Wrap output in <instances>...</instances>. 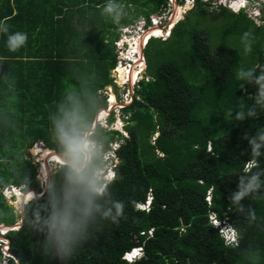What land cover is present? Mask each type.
Instances as JSON below:
<instances>
[{
    "label": "trees",
    "instance_id": "obj_1",
    "mask_svg": "<svg viewBox=\"0 0 264 264\" xmlns=\"http://www.w3.org/2000/svg\"><path fill=\"white\" fill-rule=\"evenodd\" d=\"M105 2L0 0V20H6L9 32L22 31L28 37L12 52L5 46L6 35L0 33V225L14 226L23 220L21 228L6 237L14 256L11 263L58 264L42 256L37 243L41 237L27 224L50 191L61 188L65 167L52 175L48 192L27 204L24 214L16 215L2 187L33 188L37 167L26 151L43 141L63 153L49 120L63 91L75 87L86 109L94 99L102 100L106 108L101 92L113 83L121 26L140 17L149 22L169 4V0H118L124 10L137 12L125 14L116 24L101 14ZM211 6L197 0L168 40L153 38L146 46L149 79L136 87L134 102L124 111L131 116L130 139L118 151L117 178L109 183L112 199L125 205L123 215L118 223L98 221L69 264H127L124 253L139 246L146 256L138 264H264V196L245 198L244 213L230 210L228 199L250 159L245 134L254 136L264 125V112L256 119H234L240 105L246 110L254 104L250 97L255 87L241 89L236 73L244 66H264V6L260 26L245 11L220 7L218 15L229 24L218 42L199 21L190 22L192 16H214L208 10ZM185 22L180 36H186L188 44L182 51L177 37ZM246 31L251 33L250 53H244L241 43ZM119 135L98 127L92 136L106 151ZM259 159L264 169V156ZM94 164L102 168L101 161ZM260 179L264 181V175ZM149 195L154 199L152 208L137 210ZM249 207L255 210V221L245 218ZM212 215L228 219L238 231V247L225 245L210 222Z\"/></svg>",
    "mask_w": 264,
    "mask_h": 264
},
{
    "label": "clouds",
    "instance_id": "obj_2",
    "mask_svg": "<svg viewBox=\"0 0 264 264\" xmlns=\"http://www.w3.org/2000/svg\"><path fill=\"white\" fill-rule=\"evenodd\" d=\"M201 1L204 2V0ZM207 2L211 1L207 0ZM251 3L252 0H237L235 3L227 6L230 7L227 9L235 13L241 11L246 12ZM234 4H238V7L234 8L232 6ZM101 14L111 18L114 23L119 24L122 17L125 15L124 5L118 2V0H106ZM146 20L148 22V19ZM179 22L177 21L174 28ZM150 24L149 21L146 30L154 27L153 24ZM163 26L164 24L158 28H154L153 31L155 29L162 30ZM170 26L172 27L171 23L167 27L166 34L170 33L171 37L174 28H170ZM0 33L6 35L5 46L12 52L22 48L26 44L28 38L27 34L22 31L10 33L6 20H0ZM250 37L251 33L247 31L241 36V43L243 44L245 53H250L252 51V39ZM149 41L143 44V41L139 40L138 50L141 54L143 53L142 49H144L145 54V49ZM116 67L117 64L111 72L113 83L108 85L101 92L106 98V108H104V102L102 100L94 99L90 102L89 108L86 109L84 99L76 91L75 87H71L63 91L61 98L55 104L57 111L55 114L49 116L52 134L63 152L58 153L53 150L56 155L64 157L65 165L60 167V169L65 167L63 174L64 179L61 188L59 190L53 188L49 193V198L46 203L34 210L33 218L28 221L27 227L41 237L38 244L42 256L49 258L53 262H58V264H69V261L81 244L88 239L91 230L98 221L108 220L112 223H118L119 218L122 217L124 212V203L120 200L112 199L109 183L117 178V169L121 163L118 151L130 139V136L127 135V133H129L127 127L131 123V116L127 112H119L122 113L121 117L118 119L120 120V124L123 125V131L110 128L114 122L118 121V119H116V110L119 109L120 111L121 109L117 108L120 104L117 102V95L112 91L113 88L117 87L123 89L124 92L122 96L124 100L126 92L128 90L130 91L131 98L128 102L125 101L129 106L122 109L125 110L133 104L136 88L134 90L131 88L126 89L130 83L124 88L116 83L113 75V71ZM257 67H259V70H257ZM146 71L147 68L144 74L145 78L147 77ZM236 79L242 81L240 85L241 89H243L245 85H252L255 87L256 91L254 96L250 97V99L254 101V104L248 106L246 110L244 109V105H240V110L235 112L234 119L243 122L245 119L258 118L261 112H264V66L240 68L236 73ZM130 80L132 83L139 85L140 82L145 79L138 82L136 73L131 72ZM111 94L115 96L113 108H111ZM106 110H108V112H104ZM101 114L105 115L104 118L100 119ZM106 114H108V116ZM229 114L231 115V113ZM101 124H103L104 127L101 126ZM91 125L93 126L92 129H94V132L100 127L107 131L119 133V138L112 142L105 151L103 144L93 138L92 135L94 132L91 133ZM244 139L248 140L250 159L246 162L244 171L239 177L236 190L231 192L228 197L229 204L232 206L230 210L235 208L239 213H244V205L241 202L245 200V198H255L257 195L264 196V181L260 179V176L264 175V169L260 168L259 159L264 156V151H262V149H264V125L257 127L254 136L249 137L248 134H245ZM119 142H121V144L118 146ZM108 155H110L109 160L112 162L110 166H107L108 161L103 162ZM96 160L101 161V169L94 164ZM51 163L53 162H50V164ZM35 166L38 172V166L36 164ZM253 169L257 170L252 171ZM58 171L54 172L51 170V174L52 172L55 174ZM45 176L46 183L47 180H49L48 185L50 187L51 177L46 174ZM8 189H10V191H8ZM30 191H34V189L26 191L25 186L15 187L12 185L2 187V193L8 202H15L16 198H21L23 200V196L30 193ZM35 194H37L39 198L34 200H38L45 195L39 191H35ZM31 202L24 203L22 208L24 209L26 204ZM153 202V197L149 195L145 202H139L136 205V209L140 211H149L153 206ZM245 218L250 221H255V210L249 207ZM215 221L219 222V226L215 224H213V226L219 229L225 241V245L232 248L238 247L240 245V236L233 225L229 223L228 219L225 221L216 219ZM22 225L23 220L21 221L20 228ZM15 226L19 227L17 224L14 226H0L10 228L5 231L0 230V249L2 251V262L0 264H4L6 261L10 262L14 259V256L10 252V241L6 237L10 231L20 229ZM145 256L146 251L144 247L139 246L124 253L122 259L127 264H138ZM10 264H18V261L15 260L14 263L10 262Z\"/></svg>",
    "mask_w": 264,
    "mask_h": 264
},
{
    "label": "rangeland",
    "instance_id": "obj_3",
    "mask_svg": "<svg viewBox=\"0 0 264 264\" xmlns=\"http://www.w3.org/2000/svg\"><path fill=\"white\" fill-rule=\"evenodd\" d=\"M208 1H211L210 3H211V7L210 8H208V10H209V12H214V13H216L214 16H198L196 19H194L193 18V16H192V20L190 21L191 22V25L192 24H195L197 21H199L202 25H201V27H203V28H208L210 31H211V33H212V37H213V41L214 42H218L219 40H220V38H221V36L219 35L220 33H222L223 31H224V29L228 26V24H229V22L228 21H225V19H224V17L223 16H219L218 15V11H220V7L219 6H221L220 4H227L226 5V8H230V7H227L228 5H231V4H233V3H235L237 0H208ZM261 2H263L264 0H260ZM172 2H173V5H171L170 6V8H171V10L169 11V9H167L166 8V10H163V9H161L158 13H156V14H153V15H151L150 16V23L151 24H153V20H155L156 19V17L157 16H160V15H162L163 14V12H164V14L166 15V17H165V19H168V16H169V14L170 15H172V17H171V19L173 20V17H174V14H176V11L175 10H177V11H181L180 12V19L178 20V22L179 21H184L185 19H186V17H187V13L190 11V10H192V7H191V5H184V3H183V0H172ZM169 3H170V0H169ZM235 5V4H234ZM234 5H232L233 7H234ZM255 6H257L255 3H251L250 4V7L248 8V10H246V13L248 14V16L251 18V17H253V18H255V16L253 15L254 13L253 12H255L254 11V7ZM263 6H264V4H262V7H261V10H262V16H263ZM236 7V6H235ZM137 12V9L136 8H132V9H129V10H125V14L127 15V17L128 16H133V13H136ZM255 14L256 15H259L257 12H255ZM104 17V16H103ZM260 18H261V13H260ZM109 19H111V18H109ZM200 19V20H199ZM224 21H223V20ZM122 21H123V18H122ZM257 22V21H256ZM171 23V21H169V20H166V22L164 23V26H163V28H162V31H163V33L164 34H166V30H167V27H168V25ZM147 24H148V22H147V20L146 19H143V18H139V19H137L134 23H132V24H128V25H124V26H121L122 28H120V31H119V39L117 40V42H119L122 38H123V36H122V34L124 33V32H126L127 31V29L129 28V29H133L134 31H137V32H139L140 33V30H138V28L140 27V28H142V29H146V26H147ZM150 24V25H151ZM258 26H260L261 24H263V22H257L256 23ZM175 26V25H174ZM174 26H172V27H170V28H174ZM187 27V22H185V23H183L182 25H181V28L180 29H178V37L177 38H179V42H180V45H179V47H180V49L183 51V50H185V45L186 44H188V41H187V38H186V36H180V31L181 30H184L185 28ZM153 29V28H152ZM263 32H264V28H263ZM138 33V34H139ZM156 38L157 39H162V37H158L157 35H156ZM176 38V39H177ZM182 39V40H181ZM163 40V39H162ZM165 41V40H164ZM123 42V41H122ZM212 45H215V43H213ZM125 46H127L126 44H125ZM263 48H264V43H263ZM261 46V47H262ZM144 47V46H143ZM187 47V46H186ZM142 52H143V55H144V57H145V59H146V56H145V54H144V49H142ZM245 53V52H244ZM147 61V60H146ZM147 66H148V64H147ZM244 68H249V65L248 66H244ZM123 72L121 71V74H122ZM145 80H147V79H149V78H144ZM137 85L138 84H134V83H132V82H130V85L129 86H127V88L126 89H128V88H131V89H135L136 87H137ZM114 94H116L117 95V102L120 104L119 106H117V108H121L120 109V111H119V109H117L116 110V119H118V118H120L121 117V115H122V113H124V111L125 110H122V109H124L125 107H127V106H129V104L127 103V102H125V100L123 99V96H122V94H123V92H124V90L123 89H121V88H113V91H112ZM131 102V101H130ZM129 102V103H130ZM127 103V104H126ZM113 105V104H112ZM107 112H108V110H106ZM106 111H104V112H106ZM119 112H122V113H119ZM127 112V111H126ZM108 115V114H107ZM103 118V117H102ZM101 119V118H100ZM101 126H103V124H101ZM122 124H120V120L118 119V121L117 122H114L113 124H112V126L110 127L111 129H114V130H122L123 131V128H122ZM104 127V126H103ZM92 128H93V126H92ZM91 128V129H92ZM97 131V130H96ZM95 131V132H96ZM92 132H94V129H92L91 130V133ZM127 135L128 136H130V134L129 133H127ZM154 137H153V140H154V138H156V134H154L153 135ZM117 138H119V137H117ZM121 144V142H119V144H118V146ZM46 151H49V152H53V150L52 149H50L45 143H43V141H39V142H37L32 148H30V149H28L27 151H26V154H27V158H28V160H30V161H33V162H35V164L38 166V172H37V177H36V182L34 183L33 182V185H32V187L33 188H30V189H34V191H30L31 193L32 192H34L35 193V191H39L40 193H43V194H45L46 192H47V190H48V188H49V180H47V183H46V176H45V174L43 173L44 171H45V169L44 168H42V167H44V163H45V161H44V158H43V155L46 153ZM63 157V156H62ZM109 158H110V155H108L107 156V158H105L104 160H103V162H106V161H108L107 162V166H110L111 164H112V162L109 160ZM50 163H48V168H49V174L50 175H48V176H50V177H52V175L54 174V172L55 171H58L59 169H60V167L61 166H64L65 164H63L62 163V165H58V164H56V163H51L50 165H49ZM41 170V171H40ZM51 170L52 171H54V172H52V174H51ZM99 172H101V171H99ZM27 191V190H26ZM43 194H42V196H43ZM207 201H208V203L210 204L211 203V197H209V198H207ZM21 202V201H20ZM19 202V199L18 198H16V201L15 202H12V201H10L9 202V204L12 206V205H14L13 207L15 208V210H16V215H20V214H22V213H24V211H25V208H24V211H23V209H22V207H23V204H21ZM25 203H27V202H25ZM27 205V204H26ZM20 212H22V213H20ZM216 220V216L215 215H212L211 217H210V222L212 223V224H215L216 226H219V222H216L215 221ZM21 224V222H19L17 225H20ZM1 226V225H0ZM1 228V227H0ZM17 228H20V227H17ZM3 229V228H2ZM1 230V229H0ZM3 230H5V229H3ZM38 243V242H37ZM36 243V244H37ZM35 244V245H36ZM34 246V245H33ZM3 260H4V258H3ZM15 263H17V262H15ZM4 264H10V262L9 261H6V262H4Z\"/></svg>",
    "mask_w": 264,
    "mask_h": 264
},
{
    "label": "built area",
    "instance_id": "obj_4",
    "mask_svg": "<svg viewBox=\"0 0 264 264\" xmlns=\"http://www.w3.org/2000/svg\"><path fill=\"white\" fill-rule=\"evenodd\" d=\"M196 1L197 0H183V3L186 6L191 5V7L193 8L196 4ZM204 2H207V0H204ZM252 2L257 5L254 7V11L257 12L259 15H256L255 12H253L255 18L251 17V19H254L257 22H261L260 13H262L261 7L262 4H264V1L260 2L258 0H252ZM171 5H173L172 0H170L168 7L163 8V10H166V8L169 9ZM220 5L221 6L219 7H226L227 4ZM170 10L171 8L169 9V11ZM165 17L166 15L164 14V12L162 15L157 16L156 19L153 20L154 27H151L147 30L139 27L138 30H140V33L128 28L127 31L122 34L123 38L119 42L115 43L117 54V67L113 71V75L115 77L116 83L118 85H121V87L124 88L131 82V72L136 73V78L138 82L145 78L144 74L147 68V63L143 53L141 54L138 50L139 40L143 41V39H146L145 42H148L151 38H156L155 34L152 32L153 29L156 27H160L162 24H164V22H166V20L171 21L172 15L169 14L168 19H165ZM168 35L169 36L167 38L163 35L162 39H168L170 37V33H168ZM125 44L127 46H125ZM121 71H123L122 74ZM130 98V91L128 90L125 95V101L128 102ZM8 191H10V189H8Z\"/></svg>",
    "mask_w": 264,
    "mask_h": 264
},
{
    "label": "bare ground",
    "instance_id": "obj_5",
    "mask_svg": "<svg viewBox=\"0 0 264 264\" xmlns=\"http://www.w3.org/2000/svg\"><path fill=\"white\" fill-rule=\"evenodd\" d=\"M235 6L238 7V4H235L234 5V8H235ZM175 11H176V14H174L173 20L171 19V25L172 26H174L177 23V21L180 19V15H181L180 14L181 11H177V10H175ZM152 32L155 34V36L157 35L158 37H162L164 35V37L167 38L169 36L168 34H164L163 31L160 30V29H155ZM145 40L146 39L143 40V44H144ZM114 100H115V96L112 95L111 102H112L113 105L111 106V108L114 107ZM104 115L105 114H101L100 118H102V117L104 118ZM43 158H44V161H45V163H44V169H45V171L43 173L46 172L45 174L47 176L49 175L48 163L53 162V163H56L58 165H62V163L64 164V157L58 156L54 152L46 151V153L43 155ZM36 198H39V196H37V194H35L34 192H32V193L30 192L27 195H24L23 196V200L20 198L19 199V202L21 201L22 203L21 202L20 203L21 204H24L25 202H27V203L28 202H31V201H33ZM2 228L5 229V230L10 229L9 227H1L0 229L3 230ZM5 230H3V231H5Z\"/></svg>",
    "mask_w": 264,
    "mask_h": 264
},
{
    "label": "water",
    "instance_id": "obj_6",
    "mask_svg": "<svg viewBox=\"0 0 264 264\" xmlns=\"http://www.w3.org/2000/svg\"><path fill=\"white\" fill-rule=\"evenodd\" d=\"M23 209V208H22ZM23 211H24V209H23ZM15 227H17V226H15ZM19 227H20V225H19ZM12 228H14V227H12Z\"/></svg>",
    "mask_w": 264,
    "mask_h": 264
}]
</instances>
